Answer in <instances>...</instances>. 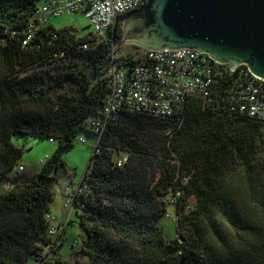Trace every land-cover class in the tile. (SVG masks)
Wrapping results in <instances>:
<instances>
[{"label":"trees","instance_id":"16d2710c","mask_svg":"<svg viewBox=\"0 0 264 264\" xmlns=\"http://www.w3.org/2000/svg\"><path fill=\"white\" fill-rule=\"evenodd\" d=\"M45 1L0 0V264H264V123L217 95L189 98L181 117L119 109L95 133L113 57L131 65L141 48L116 50L125 15L98 43L54 18L32 29ZM29 135L56 147L23 180L14 169L27 145L14 139ZM81 138L93 152L79 189L64 191L83 233L70 261L58 250L73 221L58 222L50 203ZM164 219L176 221L171 237Z\"/></svg>","mask_w":264,"mask_h":264},{"label":"built area","instance_id":"2783aa9c","mask_svg":"<svg viewBox=\"0 0 264 264\" xmlns=\"http://www.w3.org/2000/svg\"><path fill=\"white\" fill-rule=\"evenodd\" d=\"M146 0H46L33 15L36 27L47 26L51 19L81 12L87 18L96 36L95 43L103 40L120 16L140 6ZM35 27V28H36ZM88 44L81 46L87 49ZM111 92L103 106L105 119L93 122L91 128L100 133L109 119H115L119 109L146 111L157 117H181L189 98L215 101L220 95L228 102L226 110L264 123V80L256 77L246 65L231 71L229 64L218 63L208 53L195 49H140L134 63L126 65L115 61L106 70ZM85 142L84 138L80 139ZM128 156L118 161L121 166ZM24 167L14 169L20 176ZM187 180V177L185 178ZM70 193L69 189L65 191ZM174 204V199L170 201ZM83 207V205H82ZM51 221L48 233L57 234Z\"/></svg>","mask_w":264,"mask_h":264},{"label":"water","instance_id":"95a60500","mask_svg":"<svg viewBox=\"0 0 264 264\" xmlns=\"http://www.w3.org/2000/svg\"><path fill=\"white\" fill-rule=\"evenodd\" d=\"M195 49L231 71L246 65L264 80V0H146L125 14L121 43Z\"/></svg>","mask_w":264,"mask_h":264},{"label":"rangeland","instance_id":"374dc122","mask_svg":"<svg viewBox=\"0 0 264 264\" xmlns=\"http://www.w3.org/2000/svg\"><path fill=\"white\" fill-rule=\"evenodd\" d=\"M51 23L57 29L71 27L75 29L80 36L87 35L92 31V28L88 24L87 18L82 13L62 15L60 17L54 18ZM121 41L117 44L121 43ZM116 50H120L119 54H121L132 52L135 49L134 45L123 43L118 48H116ZM14 143L19 146L26 143L27 148L24 150L19 163L26 166L29 170L34 163L37 164L36 173H38L41 168V159L45 158L46 154L51 155L56 147L55 144L49 142V140H39L32 135L15 138ZM92 146L93 142L91 139H88V143L82 144L76 142L73 147L64 153L63 158L66 170L61 169L58 180L54 185V198L50 203L51 214L58 217V222L60 221L59 218L61 217L66 218V220L68 217H70V219L73 221V223L68 226L65 234L66 239L58 250L59 254L65 260L71 261L74 259L73 251L76 249L73 248V242H75L77 239L79 242H81V235L83 233L78 225L79 217L75 208L70 210V207L66 205L68 198L65 196L64 191L66 188H70L71 191H77L79 189L93 152ZM175 222V219H164L162 221L165 234L168 237L174 235ZM82 259L84 262H87V259Z\"/></svg>","mask_w":264,"mask_h":264},{"label":"crops","instance_id":"0c3cea01","mask_svg":"<svg viewBox=\"0 0 264 264\" xmlns=\"http://www.w3.org/2000/svg\"><path fill=\"white\" fill-rule=\"evenodd\" d=\"M47 155V154H46ZM36 165L37 164H33L32 166H31V168H30V170L26 167V166H24V172H23V174L21 175V177H22V179L24 180V179H26V178H30V177H32L33 175H35L36 174ZM55 216V215H54ZM56 217V216H55ZM58 218V217H57ZM61 221L63 220H66V218H64V217H61V218H59ZM68 229V228H67ZM67 231V230H66Z\"/></svg>","mask_w":264,"mask_h":264}]
</instances>
